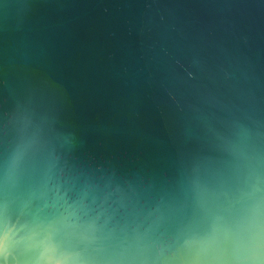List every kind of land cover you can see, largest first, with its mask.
Listing matches in <instances>:
<instances>
[{"label": "water", "instance_id": "water-1", "mask_svg": "<svg viewBox=\"0 0 264 264\" xmlns=\"http://www.w3.org/2000/svg\"><path fill=\"white\" fill-rule=\"evenodd\" d=\"M41 184L34 211L94 227L90 264L264 235V0H0V206Z\"/></svg>", "mask_w": 264, "mask_h": 264}, {"label": "clouds", "instance_id": "clouds-1", "mask_svg": "<svg viewBox=\"0 0 264 264\" xmlns=\"http://www.w3.org/2000/svg\"><path fill=\"white\" fill-rule=\"evenodd\" d=\"M36 152L34 141L17 146L6 164L8 187L19 186L26 169L36 163ZM44 177L46 182L47 172ZM42 187L33 188L14 207L7 200L0 206V264H90L87 248L95 240L94 227L76 232L71 223L61 227L60 222L34 211L32 204L37 195H43ZM203 251L211 256L209 264H262L264 235L258 231L246 247L236 243L231 257L219 256L207 247Z\"/></svg>", "mask_w": 264, "mask_h": 264}]
</instances>
